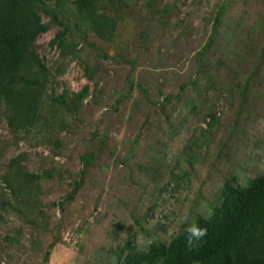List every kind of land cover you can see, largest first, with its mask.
<instances>
[{
  "label": "rangeland",
  "instance_id": "obj_1",
  "mask_svg": "<svg viewBox=\"0 0 264 264\" xmlns=\"http://www.w3.org/2000/svg\"><path fill=\"white\" fill-rule=\"evenodd\" d=\"M221 1L126 0L116 36L104 43L89 34L80 60L63 59L49 44L56 28L37 36L38 55L60 70L55 93L67 90L71 97L86 85L89 94L75 115L60 110L56 125L65 126L49 143L46 131L43 140L35 130L18 138L0 121V183L17 155L27 171L53 173L39 180L35 200L43 213L33 225L10 210L0 220V264H108L109 249L129 235L144 250L155 240L168 241L196 216L210 215L224 178L244 183L264 172L263 100L252 101L259 108L248 124L235 114L234 102L224 101L220 86L234 89L241 77L233 68L244 73L255 64L234 63L239 45H259L256 53L264 48V0H231L204 50ZM152 3L172 5L166 19H149ZM208 78L217 81L214 89L206 90ZM213 111L211 124L205 113ZM225 139L250 146L228 163L218 154ZM90 151L96 156L76 184L79 156ZM16 230L17 242L5 240Z\"/></svg>",
  "mask_w": 264,
  "mask_h": 264
},
{
  "label": "trees",
  "instance_id": "obj_2",
  "mask_svg": "<svg viewBox=\"0 0 264 264\" xmlns=\"http://www.w3.org/2000/svg\"><path fill=\"white\" fill-rule=\"evenodd\" d=\"M230 3L231 0H223L216 6L204 50L213 44ZM125 6L126 0H0V121L5 122L12 136L18 137L20 133L28 134L35 130L43 140L46 135L43 130L49 134L45 143L51 142L53 134H58L59 129L65 126L63 121L56 125L60 110L61 113L66 111L75 115L89 94L86 85L80 91L71 93V97L67 90L55 93L53 84L60 70L55 65L57 62L46 63L38 55L35 48L37 36L56 28L49 44L59 50L63 59L80 60L84 52L82 45L88 41L89 34L104 43L112 41L116 36L119 13ZM171 7V4L156 6L152 3L148 17L151 19L152 15H157L160 19H166ZM145 32L143 29L141 37L146 41ZM78 45H81L79 49ZM239 46L235 47L236 50L242 48L243 51L235 53L234 63L240 66L241 63L245 65L248 61H254L255 64L244 73L233 68V72L241 77L238 82L235 81L236 87H231L233 91L227 88L228 85L220 86L226 94L224 101L234 102L237 106L235 114L239 117L244 115L249 124L250 121L254 122L253 115L259 108L252 106V101L259 99V102H264V48L256 53L255 47L259 45ZM92 48L97 49L96 46ZM202 52L200 49L197 51L198 60ZM97 54L103 56L99 50ZM118 55L121 56L120 53ZM88 78L92 79L91 75ZM216 84L217 81L208 78L206 90L214 89ZM132 88L133 84L129 83L128 94ZM205 116L209 117L211 124L217 120L214 111L205 113ZM55 139L59 142L58 137ZM225 140L220 146L222 152L218 154L228 163L232 162V156H237V152L250 146H239ZM95 156L94 151L79 156L83 166L75 174L76 184L82 181L85 167ZM21 158L19 155L11 157L2 176L0 185H4L0 191V220L10 210L12 215L22 217L33 225L36 216L43 213L42 205L35 200L39 180L43 177L50 179L53 173L49 168L43 174L31 173L21 164ZM228 166L226 164L225 168ZM72 190L64 198L72 196L76 186ZM4 192H9V196L2 194ZM218 195L210 215H198L194 219V224L208 229L207 236L194 247L186 244L187 226L184 224L168 241L155 240L144 250L129 235L121 244L109 249L110 262L107 258L106 262L264 264V172L247 178L244 183L235 177L224 178ZM57 202L60 203V200ZM19 231L16 230L14 236L6 235L5 240L17 242ZM48 255L49 248L45 252V260Z\"/></svg>",
  "mask_w": 264,
  "mask_h": 264
},
{
  "label": "clouds",
  "instance_id": "obj_3",
  "mask_svg": "<svg viewBox=\"0 0 264 264\" xmlns=\"http://www.w3.org/2000/svg\"><path fill=\"white\" fill-rule=\"evenodd\" d=\"M187 235L185 237L188 247H194L197 242L202 241L208 234L207 228H201L196 224H189L186 228Z\"/></svg>",
  "mask_w": 264,
  "mask_h": 264
}]
</instances>
